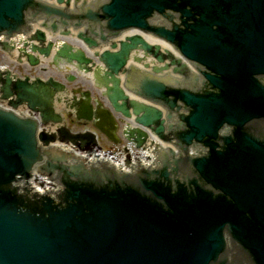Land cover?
<instances>
[{"label":"water","instance_id":"obj_1","mask_svg":"<svg viewBox=\"0 0 264 264\" xmlns=\"http://www.w3.org/2000/svg\"><path fill=\"white\" fill-rule=\"evenodd\" d=\"M70 2L0 0V49L17 46L19 63L37 66L51 54L42 29L19 45L7 40L37 19L63 37L69 26L79 28L73 37L87 48L112 41L88 55L62 42L50 59L91 76L98 98L84 90L66 99L63 82L0 70L8 106H0V264H264V142L246 130L262 123L264 132V0L59 5ZM137 49L161 65L126 67ZM21 105L40 120L18 115ZM62 111L114 142L119 132L139 147L147 128L177 150L161 149L159 165L130 173L86 164L50 147L56 140L87 150L98 144L95 130L63 125ZM225 126L229 133H221ZM190 147L205 150L192 155ZM34 167L61 185L54 197L13 185Z\"/></svg>","mask_w":264,"mask_h":264},{"label":"rangeland","instance_id":"obj_2","mask_svg":"<svg viewBox=\"0 0 264 264\" xmlns=\"http://www.w3.org/2000/svg\"><path fill=\"white\" fill-rule=\"evenodd\" d=\"M0 65H7L8 67L13 68L14 70H16L21 75L24 74V73H29L32 76L36 75V70H34L35 68L32 69V68H27L24 65H19L17 62L11 60L9 57H7L5 54H3L1 51H0ZM49 72H51V71H48V72L44 71V72H41V74L46 76V75L50 74ZM76 80H77L76 84L73 83L72 81L68 82L67 84H69L70 87H78L79 91H81L82 89H85L87 86L92 87L91 85H89L90 82L88 80H86L84 78H81L78 75L76 76ZM82 83H83L84 86L81 85ZM68 123L75 129H79L81 127L80 125L75 124V119H71ZM99 144L103 148H110V146H112V143L104 135H100Z\"/></svg>","mask_w":264,"mask_h":264},{"label":"bare ground","instance_id":"obj_3","mask_svg":"<svg viewBox=\"0 0 264 264\" xmlns=\"http://www.w3.org/2000/svg\"><path fill=\"white\" fill-rule=\"evenodd\" d=\"M38 23H39V20H37L36 22H34L33 24H32V30L31 31H29V32H27V34H25L24 36L22 35V36H20V35H18V36H15L14 38H13V40H12V42L13 43H15L14 45H19L21 42H23V41H25L26 39H29L30 38V35L33 33V31L36 29V28H40L41 26L40 25H38ZM49 31L47 30V33H48ZM112 41H110L108 44H106L107 46H109L110 45V43H111ZM18 50V47L17 46H14V50H10V53L12 54L13 53V51L15 52V51H17ZM9 53V52H8ZM9 53V54H10ZM136 55L133 53V52H131L130 53V56H129V61H132V62H136L135 61V59H136ZM150 59H152V57H150V56H146L144 59H142V60H150ZM148 62H141V64L144 66V64H147ZM62 66H63V64H62ZM125 66L127 67L128 66V64H125ZM59 68H60V66H59ZM149 69H151L150 68V66H148L147 67V70H149ZM120 78H122L123 77V74H122V72H120ZM20 109L21 108H25V109H27L25 106L24 107H19Z\"/></svg>","mask_w":264,"mask_h":264},{"label":"flooded vegetation","instance_id":"obj_4","mask_svg":"<svg viewBox=\"0 0 264 264\" xmlns=\"http://www.w3.org/2000/svg\"><path fill=\"white\" fill-rule=\"evenodd\" d=\"M262 82H264V78H259ZM262 126V123H258L257 125H252L246 128V130L254 137H257L261 142H264V132H259V127Z\"/></svg>","mask_w":264,"mask_h":264},{"label":"crops","instance_id":"obj_5","mask_svg":"<svg viewBox=\"0 0 264 264\" xmlns=\"http://www.w3.org/2000/svg\"><path fill=\"white\" fill-rule=\"evenodd\" d=\"M45 31L47 32V30L45 29ZM34 70H38V68H35ZM60 72V71H59ZM73 83H77V80L75 81V82H73Z\"/></svg>","mask_w":264,"mask_h":264}]
</instances>
